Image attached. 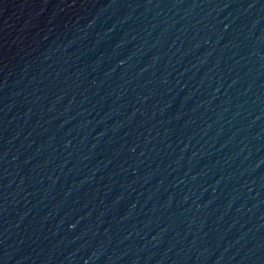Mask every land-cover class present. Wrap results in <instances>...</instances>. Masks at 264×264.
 Listing matches in <instances>:
<instances>
[{
	"label": "water",
	"instance_id": "water-1",
	"mask_svg": "<svg viewBox=\"0 0 264 264\" xmlns=\"http://www.w3.org/2000/svg\"><path fill=\"white\" fill-rule=\"evenodd\" d=\"M0 264H264V0H0Z\"/></svg>",
	"mask_w": 264,
	"mask_h": 264
}]
</instances>
